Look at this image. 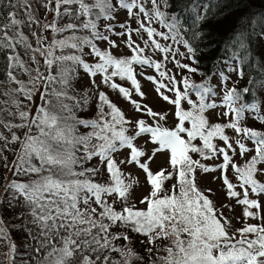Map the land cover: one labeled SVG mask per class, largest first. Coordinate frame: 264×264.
Listing matches in <instances>:
<instances>
[{
    "label": "snow or ice",
    "instance_id": "snow-or-ice-1",
    "mask_svg": "<svg viewBox=\"0 0 264 264\" xmlns=\"http://www.w3.org/2000/svg\"><path fill=\"white\" fill-rule=\"evenodd\" d=\"M171 7L0 0V264H264V104L223 71L219 104L211 75L191 79L199 49ZM184 8L201 40L228 14Z\"/></svg>",
    "mask_w": 264,
    "mask_h": 264
},
{
    "label": "trees",
    "instance_id": "trees-1",
    "mask_svg": "<svg viewBox=\"0 0 264 264\" xmlns=\"http://www.w3.org/2000/svg\"><path fill=\"white\" fill-rule=\"evenodd\" d=\"M185 2L186 0H170L172 7L167 11L176 14L180 18L181 34L184 39H188L194 47L199 49L196 54L199 63L193 66L197 67L200 72L205 73V76L192 74L191 79L195 83H201L208 75H211L210 83L214 86L217 84L213 80L215 74L219 73L220 70L225 72L224 69L229 66L237 67L238 70L244 72V77L241 79L238 76L234 81L235 86L241 90L244 87L250 88L249 93L243 94L244 103L260 102L264 104V87H261L264 84V60H261L260 56V53L264 52V24L260 22L259 17H254V22L247 26L245 49L240 48L239 44L226 47L230 33L236 27V18L246 16L250 12L258 13L264 10V0H252V3H249L248 0H226V2H223V0H197L198 3H208L210 7L219 5V12L227 11L228 13L223 19L217 17L215 20L210 19L209 22L202 25L210 33L209 38L203 40L193 38V33L198 31V26L194 14L184 8ZM214 10H216L215 7ZM4 11H7V9H4ZM168 43H171V41ZM234 52L238 53L245 63H240L239 60H231ZM188 63H191V61L188 60ZM3 64L4 58L0 55V65ZM182 74L188 75L186 72ZM177 78L179 79L180 75ZM249 80L255 83L249 84Z\"/></svg>",
    "mask_w": 264,
    "mask_h": 264
},
{
    "label": "rangeland",
    "instance_id": "rangeland-1",
    "mask_svg": "<svg viewBox=\"0 0 264 264\" xmlns=\"http://www.w3.org/2000/svg\"><path fill=\"white\" fill-rule=\"evenodd\" d=\"M118 19L123 20L124 19V15L121 14L118 17ZM133 26H135V25H133ZM113 38L116 39L115 37H113ZM174 47H178L181 52H186V49H184L183 45H175ZM153 58L154 59H159L158 56H154ZM177 58L180 59L182 63H188V60L184 59L183 57H179L178 56ZM167 68L172 69V73L173 74H177L179 72V70H177L172 63H168L167 64ZM146 71L148 72V74H153L152 73V70H146ZM224 71H225L224 72L225 75H228L230 77L229 81H227V86L228 87H232L233 85H235L234 84L235 83L234 81H235V79H237L238 75L236 74V72H229L227 67L224 69ZM213 80L215 82H217V84L214 85L213 87H214V90L218 93V95L216 97H214L213 99L215 100L216 103L219 104L221 102V94L222 93H221V88L219 86L220 85V81H219L218 73L215 74V76L213 77ZM151 87L152 86L149 83H145L144 84V90L149 93V100L153 104H155V97H154V93L151 92ZM122 106L124 107L125 111H128V106L126 104L125 105H122ZM141 179H142V177H141ZM201 183H202V185H207L208 184V180L202 179ZM211 186L214 187V188H217L218 187V183L217 184H214V185H211ZM217 195L219 197L220 196V193H218ZM239 212H240V209L237 208L236 209V214L239 215Z\"/></svg>",
    "mask_w": 264,
    "mask_h": 264
}]
</instances>
